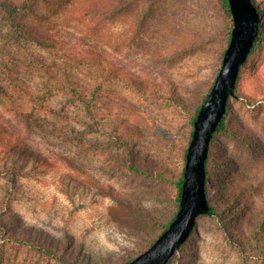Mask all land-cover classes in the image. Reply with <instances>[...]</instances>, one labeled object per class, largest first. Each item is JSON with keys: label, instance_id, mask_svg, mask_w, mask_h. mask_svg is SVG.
Listing matches in <instances>:
<instances>
[{"label": "rangeland", "instance_id": "1", "mask_svg": "<svg viewBox=\"0 0 264 264\" xmlns=\"http://www.w3.org/2000/svg\"><path fill=\"white\" fill-rule=\"evenodd\" d=\"M70 1L36 0L22 19L61 31L69 53L95 49L102 62L59 58L58 85L52 73L28 64H16L13 83L0 73V117L27 144L0 164V264H63L27 245L28 238L70 241L67 255L78 264H120L140 255L161 230L153 218L175 209L173 186L125 164L132 154L156 170L180 173L192 126L177 104L141 94L132 77L165 90L173 82L177 95L195 102L214 84L228 47L217 0H138L115 18L77 20L68 13ZM256 2L264 11V0ZM11 34L0 14V64L13 48ZM75 89L89 108L75 102ZM33 104L40 112L19 115L20 106ZM230 109V126L243 137L215 136L209 188L215 204L226 202L234 212L226 214L230 221L200 217L169 264H264V42L243 69ZM118 133L140 137L132 152L115 143Z\"/></svg>", "mask_w": 264, "mask_h": 264}, {"label": "trees", "instance_id": "2", "mask_svg": "<svg viewBox=\"0 0 264 264\" xmlns=\"http://www.w3.org/2000/svg\"><path fill=\"white\" fill-rule=\"evenodd\" d=\"M35 1L36 0H0V14L2 15V20L10 27V29L12 30L11 35L14 38L13 48L9 47L10 48L9 57L6 60H4L3 64H0V73L5 72L4 78L6 80L10 79L11 83L15 81L14 80L16 79L15 74L17 73V71L15 70V67L17 66L16 64H19L20 66L22 64H28L29 66L36 68L37 71L39 72H43V73L46 72L47 74L50 75L52 73L54 75V76L52 75L53 81L58 85V81L56 78L57 75L55 72L57 71L55 64H62L60 60H58L59 58H61L63 64H81L82 58L84 57H87L90 61L97 60L102 62L101 55L97 53L95 49L87 52H83L82 50L77 52L76 50H74V52L69 53L66 50V46H65L67 42H65L64 39L60 38V34H62L60 33L61 31L58 30L54 31L51 28L48 27L45 28L46 26H40L24 21L22 17L25 14L32 12V10L35 8V4H34ZM137 1L138 0H71L70 5L68 7V13L71 19H76V20L84 19V18H93L94 16L97 15L106 18H115L120 13V11H122V9H124L127 6H131L135 4ZM217 1L228 21V46H229L232 36V30L234 28V18H233L230 2L229 0H217ZM255 3L261 13V27H260L259 36L255 41L249 59L261 48L264 42V19H263L264 11L258 5L256 0ZM25 42L27 46L23 45V43ZM15 46L17 47L14 48ZM15 49H17L19 53L23 52L22 56H20L21 60L18 62L15 59H18L19 53L12 52ZM226 50H224L223 52V59ZM41 51L48 52L50 56H45L44 54H42ZM52 54L55 55L52 57ZM248 61L241 68L235 90V96L238 95V86H239L241 74L243 69L248 64ZM51 64L55 65V67H53V65ZM132 78L135 80L134 86L141 94L154 98L167 97L165 99L170 100L173 104H177L181 109L184 110L185 114L190 119V125L192 126L189 133V141L186 148L184 149V153L182 156V159L184 160V166L180 173H173L172 175H170L168 174L167 170H161V171L156 170L153 167L151 168L148 164H143L142 162H137L136 160H133L132 154H130L131 157L129 158V160H127L128 162L125 164V166H127V168L134 173L141 174L147 178H151L155 180L168 181L173 186V200L175 204V209L172 211L171 214H169L163 219L153 218L152 220L153 223H155L158 227H160L161 230L156 234V236H154L149 240L146 246L142 248L141 253H143L149 247H151V245H153V243L160 237V235L163 232H165V230L169 228L170 224L173 222L175 216L177 215L180 209L183 185L185 181L184 178L185 166L187 161L188 148L193 139L194 124L195 121L197 120L201 107L206 101L214 84L211 86L209 91L205 93L201 98H198L195 102H192L191 100L188 101L186 98L176 94L173 82H171L169 87L165 90L163 89V87H161L159 84L155 82L147 81L139 77H132ZM78 86L79 84L76 85V87ZM56 87H57L56 85L51 86L50 90L54 91ZM75 91L76 94L78 93L77 94L78 97L77 100L75 99V102L81 104L83 108H87V107L89 108L90 106L89 101L86 100V97L83 94H79L80 91L79 89H75ZM232 98H230L229 100L227 113L223 118V121L221 122L218 130L216 131L212 143L215 139V136L220 133H230L238 138L243 137V134L239 133L237 130H235L230 126V122L232 118L230 105ZM249 103L252 102L249 100ZM19 108L22 109L21 111L18 112L19 115L22 116L31 115L30 118L36 115L38 112H40L39 104H33L32 106H25L24 108L20 106ZM122 125L125 124H120V126ZM0 135L3 136L0 137V146L2 148V150H0V164L2 162V159L8 160V158H10V154L12 151L19 152L18 156L24 153L23 150H21V148H23L24 144L25 146H27L26 142L25 143L23 142L19 134H11L8 132L7 126L2 120V117H0ZM114 138H115V143H117L120 146L127 147L128 149H130L131 152L133 148L138 145V141L140 139L139 136L135 138V135L125 134V133L115 134ZM211 157H212V153L210 148V154L207 160V194L211 207H210V212L206 215L219 218L222 221H230V218L229 217L227 218L226 214L230 212L233 213L234 210L233 212L231 208L230 209L228 208L227 210L226 202H221L219 205L215 204L211 198V191L209 188ZM8 170L13 172L14 170H16V168L14 167L8 168ZM116 199L121 202L125 201L123 198L116 197ZM2 224H4L2 228H3V232H5L7 222L6 223L3 222ZM262 226L263 224H261L258 229L259 230L262 229L263 228ZM8 235L10 234L7 233V237ZM189 239L187 240V242L189 241ZM26 243L27 245H31V247L40 251L41 253L49 255L50 257L59 260L63 264H78L67 255V251L70 250V246L72 245L70 241L66 242V244H64L62 241L58 242L57 244H52V243L47 244L45 242L40 243V242L31 241L28 238V240H26ZM137 256H139V254L137 255L130 254L128 258H125L124 261L121 262L120 264H127L132 260H134Z\"/></svg>", "mask_w": 264, "mask_h": 264}, {"label": "water", "instance_id": "3", "mask_svg": "<svg viewBox=\"0 0 264 264\" xmlns=\"http://www.w3.org/2000/svg\"><path fill=\"white\" fill-rule=\"evenodd\" d=\"M234 28L223 64L201 107L188 148L180 209L169 228L146 251L127 264H169L191 237L200 216L210 212L207 160L211 143L235 90L242 66L260 33L261 13L255 0H229Z\"/></svg>", "mask_w": 264, "mask_h": 264}]
</instances>
